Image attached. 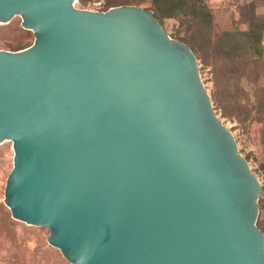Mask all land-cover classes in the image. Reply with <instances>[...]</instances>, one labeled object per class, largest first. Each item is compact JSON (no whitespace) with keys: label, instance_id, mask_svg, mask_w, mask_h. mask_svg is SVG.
Segmentation results:
<instances>
[{"label":"water","instance_id":"water-1","mask_svg":"<svg viewBox=\"0 0 264 264\" xmlns=\"http://www.w3.org/2000/svg\"><path fill=\"white\" fill-rule=\"evenodd\" d=\"M3 204L68 264H264L261 186L191 49L149 10L0 0Z\"/></svg>","mask_w":264,"mask_h":264},{"label":"rangeland","instance_id":"rangeland-1","mask_svg":"<svg viewBox=\"0 0 264 264\" xmlns=\"http://www.w3.org/2000/svg\"><path fill=\"white\" fill-rule=\"evenodd\" d=\"M112 1L115 0H75V7L104 12ZM133 1L141 8H149L147 0ZM252 6L264 13V0H209L207 11L211 14V27L208 35H204L200 26L194 27L188 20L164 19L162 27L173 40L183 38L190 45L217 116L232 133L239 153L258 178L261 186L260 206L263 207L259 209L258 223L264 231V121L263 117L258 118L251 111L246 115L245 110L237 111L233 107L224 85V72L230 60L221 53L235 43L243 47L244 40L241 37V41L231 40L234 34L245 31L244 16ZM20 22V18L15 17L8 24L0 25V50L15 52L32 45V33L21 28ZM226 35L231 40H225ZM241 83L245 86L241 87L251 96V85L245 80ZM260 83L264 85L263 80ZM217 97L221 103L216 101ZM12 158L11 143L4 142L0 145V264H68L57 250L48 246L46 230L13 220L4 206L3 193L12 168Z\"/></svg>","mask_w":264,"mask_h":264},{"label":"trees","instance_id":"trees-1","mask_svg":"<svg viewBox=\"0 0 264 264\" xmlns=\"http://www.w3.org/2000/svg\"><path fill=\"white\" fill-rule=\"evenodd\" d=\"M208 1L147 0L149 8L146 10L151 11L161 25L164 19L188 20L194 27L200 26L204 35H208L211 27V14L207 11ZM121 5L139 6L133 0H115L110 2L109 8ZM244 22L246 24L245 31L240 32L239 35L234 34L233 40L228 35L224 36L225 40L241 41V38L244 40L243 47H240V43H235L226 51L221 52L227 60H230L224 72V85L235 110H245L246 115H249V111H251L256 117H263L264 121V85L260 83L262 80L264 81V13L257 11V8L252 6L245 14ZM178 41L190 48L188 42L183 38ZM241 50L243 51L240 55ZM242 80L251 85V90H249L251 96L241 87L243 86ZM245 93L248 96L245 97ZM215 99L221 103L218 97ZM259 209H263L260 206V200ZM257 227L260 229L258 221ZM260 230L262 231V229Z\"/></svg>","mask_w":264,"mask_h":264}]
</instances>
